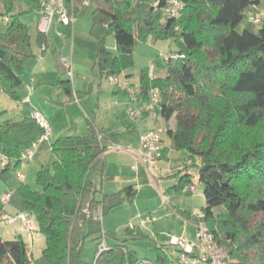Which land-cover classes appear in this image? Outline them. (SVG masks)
<instances>
[{"label": "trees", "instance_id": "trees-1", "mask_svg": "<svg viewBox=\"0 0 264 264\" xmlns=\"http://www.w3.org/2000/svg\"><path fill=\"white\" fill-rule=\"evenodd\" d=\"M1 1L2 16L8 20L4 19L6 30L0 31V78L9 84V95L19 100L24 63L36 56L29 27L20 15L40 11L41 1ZM182 1L181 15L175 18L166 12L167 0H91L97 3L90 29L98 45L95 64L107 77L117 76L134 66L139 39L152 36L176 43L175 54L154 60L165 70L164 77L151 78L149 67L141 70V95L146 99L151 88L160 90L166 133L172 148L185 151L192 161L189 166L198 168L206 199L204 220L217 241L229 249L236 264H264V21L256 31L237 30L260 0ZM17 3L25 6L24 12H15ZM88 8L78 9L77 18L85 16ZM111 35L116 39V54L107 47ZM48 37L39 31L38 45L47 48ZM60 72L63 77L62 66ZM63 83L73 96L71 83ZM4 113L0 110V116ZM43 133L31 117L0 119V149L12 160L0 170V193L5 189L1 182L7 185L12 171L21 165L22 152ZM117 141L116 133L90 122L87 133L60 136L51 143L56 156L53 170L43 167L36 176L42 191L21 182L10 202L16 211L35 215L46 247L33 259L21 236L5 240L0 232V264L138 263L126 241L107 243L93 263L82 258L84 229L98 238L114 234L103 231L97 215L103 217L138 195L135 185L104 192L106 153ZM167 151L164 148V155ZM189 166L180 171L178 183L167 193L193 185ZM4 207L0 200V216ZM257 216L260 219L253 224ZM126 233L144 235L135 227L126 228ZM156 249L158 264H173L163 247Z\"/></svg>", "mask_w": 264, "mask_h": 264}, {"label": "rangeland", "instance_id": "rangeland-1", "mask_svg": "<svg viewBox=\"0 0 264 264\" xmlns=\"http://www.w3.org/2000/svg\"><path fill=\"white\" fill-rule=\"evenodd\" d=\"M147 1L152 3L155 0ZM96 5L97 3H93L89 6L88 12L85 16L77 18L75 22L76 33L88 36V30L92 23V12ZM24 11L25 6L22 3H17L15 12L22 13ZM3 13L4 6L0 0V31H5L7 28V22L2 16ZM256 13L260 14L262 21H264V0H260V4L254 9V11L250 10L247 12V18H245V20L237 27V30L239 32H242L245 28H250L255 31L258 30L261 24H255L249 21V17ZM41 17L42 14L40 11L25 12L20 15V19L29 27L32 45L35 49L39 47L37 36ZM109 42L111 47L115 45L114 53H116L117 48L114 35L109 37ZM107 47L109 48L108 45ZM177 49L178 47L176 43L170 39L156 40L152 36H149L147 40L139 39L133 53L135 64L133 67L126 70L129 74V80L125 79L123 73L117 76L121 82H127L139 91L141 85V70L144 67H149L150 73L152 72L155 78L164 77L166 75L165 70L156 64L154 60L158 56L164 58L171 54H175ZM72 63L75 71V78L73 79L74 81H72L76 88L87 90L91 82H95L96 85L95 93L93 92L88 96L87 103L83 100L80 103L77 102L76 108H80L82 114L87 112L92 115V110L97 111V106L101 109V116L113 113L116 106H120V101L125 100L123 93H114L113 91L116 87L109 82L107 78L102 77L99 69L95 68L93 72L92 64L81 62L78 59L72 60ZM78 72H80V74H78ZM83 76L86 78H83ZM63 81L70 82L73 86L71 78L68 76L64 75ZM100 81H102L103 87L98 93L99 88H97V84ZM8 89L9 84L4 79L0 78V109L5 111V113L0 116V119H21L24 115H27V106L30 104L25 106L21 102H17V100L9 95ZM56 97L59 99L58 95ZM40 100L42 99L40 98ZM58 106L60 105L53 107L51 103L50 105H45V108L48 109L50 113H53L54 117V120L50 118V140L43 141L39 144V155L35 156L32 167L29 168L27 162L22 163L24 166L23 173H26L27 176L25 183L39 191H42V187L36 180L38 171L43 167L53 170V163L56 159V156L51 150V143L56 137H58L55 124H57L58 119L60 120L64 115V111L59 109ZM135 106L138 107L137 104H135ZM150 122L151 121L149 120L148 123L140 116L135 119L133 116L126 115L125 109H123L121 119L118 124H114L115 127L119 129L121 144H118L115 149L108 151L106 155L108 166L107 172L109 174L107 178L109 183L106 186V191H118L127 185L135 184L138 186L139 192L137 198L133 202L125 199L123 205L113 209L107 215L102 217L103 231H112L114 234H108L107 238H98V235L89 234L88 228L84 229V234L87 235V238L82 258L86 262H95L100 254V247L98 244L106 238L108 244L126 241L127 246L134 250L138 257L137 264H158L156 249L158 245L169 244L173 237H180L183 235V233H185L183 231L185 222L189 224L186 238H188V235L193 229L196 231V215L201 213L206 207V199L203 193L204 184L200 181L198 168L196 166H189L192 161L191 159H188V154L185 151L172 148L171 139L167 133H164L163 135V146L168 149L166 155H164L162 159L148 164V166H144L139 172L132 169L134 156L132 155V151L128 149L127 145L134 144L138 141L139 136L142 133L141 127L147 123L153 127L156 124L164 128L166 127V123L161 117L158 122H155L154 120L151 123ZM175 124L176 118L172 119L170 125L174 127ZM83 133H86V131L76 129L72 132H66V135H83ZM38 150L39 149L37 148L35 154H37ZM197 162H199L198 159ZM187 166H189L188 172L192 175V184L195 186L196 191L192 193L189 187H187L182 192L167 193L166 191L169 187L178 183L180 178V175L178 174ZM20 172L22 171L13 170L12 177L15 179L17 173ZM1 184L2 186L5 185L4 182H1ZM10 185L12 187L14 186L12 191L17 188L13 183ZM97 186L100 190L101 185L99 179L97 180ZM99 195H101V192H99ZM6 211L11 215H16L18 213L12 205H8ZM184 211L192 212V216L190 217L192 222H188L184 219ZM220 211H222V209ZM31 217L36 229L33 232L32 237H30L29 232L21 219L14 222H6L5 220L0 219V232L5 240H11L17 236H21L27 243L33 259H37L41 256L43 249L46 247V238L39 229L35 215L32 214ZM259 219L260 216L254 217L252 223L254 224ZM128 227L139 228L144 235L137 237L138 235L136 234H127L126 228ZM155 227L158 228V234L154 230ZM192 239H195V236ZM169 255L173 260V264H178L177 253L174 251L173 253L170 252ZM254 256L255 255H252V258Z\"/></svg>", "mask_w": 264, "mask_h": 264}, {"label": "crops", "instance_id": "crops-1", "mask_svg": "<svg viewBox=\"0 0 264 264\" xmlns=\"http://www.w3.org/2000/svg\"><path fill=\"white\" fill-rule=\"evenodd\" d=\"M255 8L257 7H252L248 11L250 10L254 11ZM75 27H76L75 24H74V27L71 28L69 26L59 24L56 20L53 22L52 27H51V32H50L51 34L48 37L49 38L48 47L46 48V47L39 46L36 49L33 48L34 53L36 55L35 58H32L24 63L23 84L18 90L20 99L17 100V102H21L25 106L27 104H30L29 106H27L28 108L27 115H24L22 118L30 117L31 113L34 110H39L49 120V122H51L50 118L54 120V117H53V113H50V111H48V109L45 108V105H50V103L53 105V107L60 105L58 106V108L64 111L63 112L64 115L60 118V120L58 119L57 121L58 123L55 124L56 132H57L56 134L58 136L56 137V139L59 138L60 136L66 135V132H72L73 130H76V129L83 130V131L85 130L87 133L90 122H94V124L96 125L98 129L104 130L107 133H116L118 141L117 143H113L110 145V150H112V149H115L118 146V144H121V139H120L121 136L119 134V129H117L115 125L118 124L119 120L121 119V116L123 114V109H125L126 115L131 116L130 112L128 111L129 110L128 106H129V101H130L129 95L119 86L111 82L116 87L113 92L116 94L123 93V97L125 99L123 101L122 100L120 101L121 102L120 106H116V109L113 113H108L106 114V116H101L102 115V113L100 112L101 109L99 106H97V109H96L97 111L92 110V115H90L87 112L85 114H82L80 108H76L77 102L80 103L83 100L87 103L88 96L91 95L95 91L96 85H95V82H91L87 90L78 89L75 87L73 83L74 80L73 81L71 80L73 83V86H72L73 96H70L65 88V85L63 83V77L61 76V72H60L61 57L64 56V57L69 58L70 60L78 59L81 62L90 63L93 65L92 71L94 72L95 68L98 69V67L95 64L98 45L95 39L90 34L92 23H91L90 29L88 30L89 32L88 36H84V35H80L76 33ZM38 32H39V27H38ZM109 43L110 42L108 38L107 40V45L109 46L108 49L113 54H116L117 52L114 53L115 45L111 47ZM73 72H74V78H75L74 66H73ZM78 74H80V72H78ZM123 74H124L125 79L129 80L128 78L129 74L127 73V71L123 72ZM101 75L102 77H105L109 80V78L104 73H101ZM83 78H86V77L83 76ZM97 86H98L97 88H99V91H98L99 93L100 90H102L101 88L103 87L102 81H100L97 84ZM78 93H81L82 98L79 97ZM57 95L59 96V99H57L56 97ZM40 98L42 100H40ZM136 104L139 108L141 106V101L136 102ZM139 116L142 117L148 123H149V120L151 122L153 121L151 119V116L146 113L139 114L137 117ZM148 123L141 127L142 133L153 127L151 125H148ZM141 135L139 136V139L136 143L127 145L128 149L132 151L133 153L132 155L134 156L133 157L131 155L134 160L132 163V169L137 172H139L145 166L143 164H140L139 169L134 168V166L137 163V159H135L136 158L135 150L137 146L139 145ZM38 149L39 150L37 154H34L32 160L28 162L27 164L29 168L32 167V163L34 162L35 156L39 155L40 145L38 146ZM17 170H21L22 172H24L23 171L24 166L22 163L18 168L15 169V171ZM107 171H108V166H107V161H106V176H105V180L103 184L104 185L103 189H105L106 193H115L129 186L127 185L118 191L107 192L106 186L109 183L107 181V178L109 176ZM24 174H25V180L23 182L26 181V177H27L26 173ZM21 182L22 181L18 178V176L15 179L12 177V179L7 183V185H4L5 186L4 191L14 189L13 188L14 186L12 187L10 185L11 183H13L15 187H17ZM130 185H135V184H130ZM135 186L139 192L138 186L137 185ZM6 208L7 206L4 207V213L2 216H0V219L2 220H5L6 216L8 215ZM185 214H192V212L184 211V219L190 222L191 218H186ZM97 216L102 218L100 213ZM154 230L158 234V228L155 227ZM188 230H189V224L185 222L184 227H183V231L185 233H183V235L181 236L186 237L188 234L187 233ZM32 236H33V233L30 235V237ZM194 236H195V231L193 229V231H191V233L188 235V238L192 239ZM106 243H107V240H106ZM111 244H115V243H111ZM158 246L163 247L164 250L167 251L168 253L170 252L173 253L175 251L178 255L177 247L171 244V242L169 244H160Z\"/></svg>", "mask_w": 264, "mask_h": 264}, {"label": "built area", "instance_id": "built-area-1", "mask_svg": "<svg viewBox=\"0 0 264 264\" xmlns=\"http://www.w3.org/2000/svg\"><path fill=\"white\" fill-rule=\"evenodd\" d=\"M42 17L39 22V31L45 35H50L53 22L56 20L59 24L74 27L77 20V10L84 6H91V0H40ZM156 4V3H155ZM183 8L182 0H167L166 12L171 17H180ZM8 20V17L4 18ZM249 21L255 24H261L262 18L256 13L249 17ZM61 66L65 75L73 80V63L67 57H61ZM151 78H155L154 74L150 73ZM109 81L119 86L129 95V112L131 116L136 118L139 114L146 113L152 117L155 122L160 119V102L161 93L158 88H151L145 99L141 95V90H136L127 82H121L118 76L108 77ZM141 101V106H135L136 102ZM44 130L41 137L34 142L30 147H27L21 154L20 161L30 162L35 154L40 143L50 140L51 124L49 120L39 111L34 110L30 116ZM166 133V128L154 125V127L142 133L139 145L137 146L135 169H139L140 164L148 166L164 156L163 135ZM11 158L0 149V170L11 163ZM18 178L23 182L25 174L17 173ZM192 193L196 191L195 186H189ZM13 191H4L0 193V200L4 206L10 205ZM29 212H18L16 215L8 214L5 218L6 222H14L22 220L31 235L36 229L34 221ZM102 217V216H101ZM195 221L196 231L195 239L186 238L185 236L173 237L171 244L177 247V263L178 264H236V260L232 257L229 249L220 244L215 234L209 230L205 220L204 213H198ZM100 252L107 249L106 238L100 242Z\"/></svg>", "mask_w": 264, "mask_h": 264}]
</instances>
